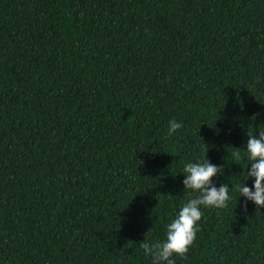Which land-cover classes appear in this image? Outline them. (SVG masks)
Masks as SVG:
<instances>
[{"label":"trees","instance_id":"obj_1","mask_svg":"<svg viewBox=\"0 0 264 264\" xmlns=\"http://www.w3.org/2000/svg\"><path fill=\"white\" fill-rule=\"evenodd\" d=\"M257 129L264 0H0V264H151L205 155L232 199L175 264H264Z\"/></svg>","mask_w":264,"mask_h":264},{"label":"clouds","instance_id":"obj_2","mask_svg":"<svg viewBox=\"0 0 264 264\" xmlns=\"http://www.w3.org/2000/svg\"><path fill=\"white\" fill-rule=\"evenodd\" d=\"M166 135H173L180 129L182 121L172 118L168 120ZM247 168L242 183L235 185L239 197L244 198L245 208L251 201L256 206H264V129L255 133L247 132L244 142ZM236 159L241 158L239 151L233 153ZM250 165V167H248ZM220 165L211 162L206 155L201 161L189 160L182 165L185 190L191 189L189 198L182 202L174 216L165 224L162 239H146L140 241L139 247L145 256L151 257V264H175V255L183 256L192 244L202 216L201 206L224 208L232 199L228 183L217 184L214 179L221 173ZM251 178V185L245 183ZM151 228L147 230L150 232ZM146 232V233H147Z\"/></svg>","mask_w":264,"mask_h":264}]
</instances>
